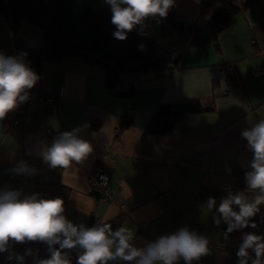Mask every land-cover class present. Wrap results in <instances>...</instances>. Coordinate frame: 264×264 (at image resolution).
Returning <instances> with one entry per match:
<instances>
[{"label": "crops", "instance_id": "crops-1", "mask_svg": "<svg viewBox=\"0 0 264 264\" xmlns=\"http://www.w3.org/2000/svg\"><path fill=\"white\" fill-rule=\"evenodd\" d=\"M174 7L179 19L187 22H194L203 8L201 0H176ZM44 32L24 20L17 35L35 47ZM12 36L0 17V52L5 55L9 53L4 43ZM220 45L219 52L212 46L187 50L173 70L138 75L132 96L127 95V78L116 89L109 88L104 68L84 59L45 63L29 99L0 120V188L39 193L46 199L60 197L64 215L87 227L123 214L120 227L133 230L135 237L141 231L155 240L187 226L209 240L210 254L193 264H238L236 251L243 232L264 235V221L225 239L222 222L216 226L213 220L217 213L204 210L210 196L203 198L206 193H200L232 190L235 173L250 170L252 153L241 132L264 119V0L234 16L220 35ZM227 67L234 69L237 84L228 86ZM43 92L56 96L57 113L51 111ZM192 98L215 110L186 113L166 133L147 132L158 103ZM27 114L32 118H25ZM128 117L131 125L120 129L122 119ZM14 118L18 124L8 127L6 122ZM48 127L59 135L80 128L93 152L68 168H49L40 155L52 142L45 132ZM21 160L37 173L14 175L10 170ZM96 163L110 173V185L116 189L113 202L99 200L91 179ZM67 251L76 264L79 250ZM35 252L48 257L47 249L42 257V250ZM178 264L185 262L181 259Z\"/></svg>", "mask_w": 264, "mask_h": 264}, {"label": "clouds", "instance_id": "clouds-1", "mask_svg": "<svg viewBox=\"0 0 264 264\" xmlns=\"http://www.w3.org/2000/svg\"><path fill=\"white\" fill-rule=\"evenodd\" d=\"M111 9L114 38L127 39L137 26L141 31L147 18H164L174 0H105ZM143 49V45H141ZM26 53L5 55L0 52V120L29 99L39 76L25 60ZM80 128L64 131L43 147L40 155L51 169L68 168L73 162L81 163L93 152L92 144L81 137ZM252 153L249 171L245 173L247 189L257 194L249 199L243 191L222 197L219 205L208 197L204 210L217 213L216 226L227 227L224 238L245 228L257 227L253 218L264 205V119L241 132ZM14 175L33 176L37 169L21 160L10 170ZM64 200L60 197L42 198L39 193L23 194L18 189L0 188V253H8V261L25 264H72L69 251L78 249L76 264H193L210 254L208 237L189 227L164 234L155 240L136 246L135 233L126 227L113 230L110 223L99 221L91 227L74 224L65 215ZM40 242L47 246L48 257L40 258L32 249L23 254L10 251V244ZM238 264H264V235L243 232L236 251Z\"/></svg>", "mask_w": 264, "mask_h": 264}, {"label": "trees", "instance_id": "trees-1", "mask_svg": "<svg viewBox=\"0 0 264 264\" xmlns=\"http://www.w3.org/2000/svg\"><path fill=\"white\" fill-rule=\"evenodd\" d=\"M257 1L240 0L238 3L229 0H201L203 8L194 22L179 19L173 4L166 17L147 18L142 31L137 26L123 41L113 36L116 28L111 23V9L105 0H0V17L6 20L13 35L4 43L10 48L9 55L11 51L26 53L25 60L39 76L36 85L29 91L36 89L40 83L45 63L84 59L93 66L104 68L105 83L109 88L116 89L121 80L127 77V95L132 96L135 92L134 81L138 75L173 70L187 50L212 46L219 52L221 33L230 25L236 14ZM24 20L44 29L38 46L30 47L18 37V29ZM227 81L228 86L238 83L232 67H227ZM218 86L219 82L215 81L214 88ZM214 110L213 105H205L199 98L158 103L146 130L149 133H166L172 131L175 121L186 113ZM131 123L130 117L123 118L120 129L129 127ZM247 171L249 170L243 169L235 173L237 181L234 189L218 190L214 193L203 189L204 192L200 193V196L206 193L203 198L207 195L214 197L217 206L229 191H243L249 199L253 198L257 192L247 189ZM260 207V213L253 218L256 224L264 221V205ZM122 218L123 214L105 222L110 223L113 230H116L120 227ZM222 225L226 230L227 226L223 222ZM243 230L234 231L229 235ZM149 241H152L150 237L140 231L133 243L142 247Z\"/></svg>", "mask_w": 264, "mask_h": 264}, {"label": "built area", "instance_id": "built-area-1", "mask_svg": "<svg viewBox=\"0 0 264 264\" xmlns=\"http://www.w3.org/2000/svg\"><path fill=\"white\" fill-rule=\"evenodd\" d=\"M232 1V0H229ZM14 55H18L17 52L14 53ZM47 100V99H46ZM49 104V108L52 109L53 111H56L58 109V104L55 102V105H53L52 108V103L47 100ZM30 115V114H28ZM30 116H27V118ZM18 123L17 118L14 120V125ZM48 132L53 133V138H56L59 136V133L56 131L51 130L50 128L47 129ZM91 178L94 184L97 186V193L99 200L102 202L110 203L115 201L116 194L114 191V188L110 186V173L109 171L103 166V165H96L91 171ZM26 249H32L35 251V249H40L42 250V255L43 256L44 252L47 249V246L43 243L40 242H29V243H23V244H10L9 250L14 251L20 254H23ZM8 253H0V264H17L15 260L13 261H8L6 259ZM25 264H32L31 257H26Z\"/></svg>", "mask_w": 264, "mask_h": 264}, {"label": "rangeland", "instance_id": "rangeland-1", "mask_svg": "<svg viewBox=\"0 0 264 264\" xmlns=\"http://www.w3.org/2000/svg\"><path fill=\"white\" fill-rule=\"evenodd\" d=\"M4 47L6 48V50L8 51V53L10 52V48L8 47V46H5L4 45ZM15 52H17L18 53V55L20 54L19 53V51H11V55H14V53ZM125 78H127V77H125ZM127 80H129L128 78H127ZM46 99L48 100L49 99V101L52 103V108H53V105H55V102L58 104V102H57V98H56V96L53 94V93H48V94H46ZM51 111L52 112H54V113H57L58 112V109L56 110V111H53L52 109H51ZM27 116H30V117H28L27 118ZM25 118H27V119H30V118H32V116H31V114L30 115H25ZM14 120H15V118L13 119V121H10V122H6V125L8 126V127H11L13 124H14ZM18 120V119H17ZM11 122H13V123H11ZM19 122V121H18ZM18 124V123H17ZM48 128H50V127H48ZM48 128H46V130H45V132H46V134H47V136H48V139L49 140H52L53 141V133H50V132H48L47 131V129ZM51 129V128H50ZM51 130H53L54 131V129H51ZM98 164H100V163H96V164H94V166H96V165H98ZM101 165V164H100ZM94 166L92 167V169L94 168ZM92 171V170H91ZM92 179V178H91ZM93 182V181H92ZM111 186V185H110ZM114 191H115V194H116V189H114Z\"/></svg>", "mask_w": 264, "mask_h": 264}]
</instances>
